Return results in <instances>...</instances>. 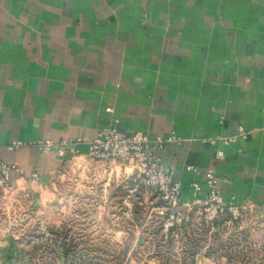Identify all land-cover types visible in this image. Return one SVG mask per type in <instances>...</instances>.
<instances>
[{
    "label": "crops",
    "instance_id": "0c3cea01",
    "mask_svg": "<svg viewBox=\"0 0 264 264\" xmlns=\"http://www.w3.org/2000/svg\"><path fill=\"white\" fill-rule=\"evenodd\" d=\"M114 119L176 138L160 164L182 201L214 168L224 201L263 209L264 0H0V161L47 173L57 154L8 144L80 137L85 155Z\"/></svg>",
    "mask_w": 264,
    "mask_h": 264
},
{
    "label": "rangeland",
    "instance_id": "374dc122",
    "mask_svg": "<svg viewBox=\"0 0 264 264\" xmlns=\"http://www.w3.org/2000/svg\"><path fill=\"white\" fill-rule=\"evenodd\" d=\"M133 137L143 140L150 162L134 153L95 156L97 148ZM175 139L128 133L114 119L85 155L67 151L80 137L11 141L8 151L55 153L59 165L25 177L17 163L0 161L10 168L8 185L0 187V264H264V208L224 201L214 168L206 198L182 201L180 184L160 164V151ZM154 169L164 188L152 180Z\"/></svg>",
    "mask_w": 264,
    "mask_h": 264
},
{
    "label": "built area",
    "instance_id": "2783aa9c",
    "mask_svg": "<svg viewBox=\"0 0 264 264\" xmlns=\"http://www.w3.org/2000/svg\"><path fill=\"white\" fill-rule=\"evenodd\" d=\"M143 140L138 137L128 138V139H115L113 144L109 147L97 148L95 151L96 157H112L117 159H126L131 156V154H140L142 155L145 161L150 162V158L143 156ZM153 175L151 176L152 180L160 185L162 188L165 187V179L161 176L160 172L157 169H154ZM10 175V168L5 164H0V187L8 185ZM177 187L173 189V192H176ZM178 193V192H177ZM168 198V196H167ZM217 210V208H214Z\"/></svg>",
    "mask_w": 264,
    "mask_h": 264
}]
</instances>
